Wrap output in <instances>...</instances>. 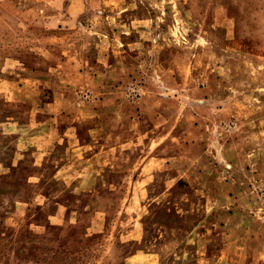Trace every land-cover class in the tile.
<instances>
[{"label": "rangeland", "instance_id": "1", "mask_svg": "<svg viewBox=\"0 0 264 264\" xmlns=\"http://www.w3.org/2000/svg\"><path fill=\"white\" fill-rule=\"evenodd\" d=\"M0 264H264V0H0Z\"/></svg>", "mask_w": 264, "mask_h": 264}, {"label": "crops", "instance_id": "2", "mask_svg": "<svg viewBox=\"0 0 264 264\" xmlns=\"http://www.w3.org/2000/svg\"><path fill=\"white\" fill-rule=\"evenodd\" d=\"M136 63L138 64V62L136 61ZM110 68V72L112 70H115V67L113 64L111 63H108V66ZM106 70V68H104ZM108 71L106 70L105 71V74H102V75H106ZM92 79H95L94 77H92ZM103 81L100 82L101 84V87H104V86H107L108 83H109V80L104 78L102 79ZM160 82L162 83V81L160 80ZM119 89L118 88H115L114 90H106L105 93H107L106 97H104L102 100L99 99L100 103L97 105V107L99 109L96 110V114L99 116V114L104 110L107 109V103L105 102V99H109V100H114L113 103L115 106L114 108L112 107L111 110H115L118 103H120V100L117 98V94L116 92H118L117 90ZM112 91V92H111ZM112 103V104H113ZM49 105L52 104L51 102L48 103ZM113 112V111H111ZM105 113V112H104ZM66 117V116H64ZM66 118H69L68 116ZM77 118V117H76ZM49 119H52L53 121H56V118H52L51 115H49ZM67 120V119H66ZM101 120V121H100ZM75 121V118L72 119V121L70 122H67L68 125H66V127H59L57 125H54V126H49L47 127V133L43 136V139L45 142H48V144L51 145V148L50 149H56L57 147L59 148L60 145L62 142H64V151L66 152H69L71 153L70 155H78V156H82L81 154L83 152H86L87 150H89L88 148H91L93 146V144L91 143L93 140L94 141H97V145H100L99 149L98 150H95L93 154H91L90 156H84V158L86 157V160L90 161V162H94L95 164H99V165H102V166H113L114 165V161H110V160H107V156H108V152L113 149L114 150V147H109L108 144L104 143L105 141L107 142V138H110L114 133V131L106 128V120L105 118L103 117L102 119H100V116H99V120H98V123L99 124H102L103 126L105 127H100V126H97L96 127H90L88 128V132H89V136H90V141L87 140V142L85 143H82L80 142L79 139V133H80V129H79V125L78 123H74ZM115 130V129H114ZM57 132H59V135H63V137L60 138V141H57V140H52V136L54 134H56ZM94 134H99L98 137L95 138V135ZM132 134L131 131H129V136L128 138H126L125 141L128 145L131 144L133 142L134 144V141L130 138V135ZM103 142H101V141ZM57 141V142H56ZM123 142V143H125ZM55 143V144H54ZM35 145V144H33ZM37 147V149H40V148H45V145L43 143H38L37 145H35ZM77 150H80V154H78V152L76 153ZM83 151V152H81ZM78 158V157H77ZM101 159V161H100Z\"/></svg>", "mask_w": 264, "mask_h": 264}]
</instances>
